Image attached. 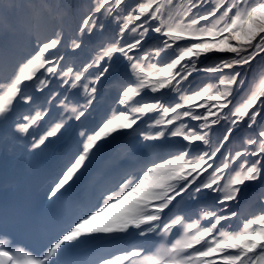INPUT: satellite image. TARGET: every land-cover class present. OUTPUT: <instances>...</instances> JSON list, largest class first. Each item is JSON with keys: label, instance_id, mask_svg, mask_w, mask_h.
Returning <instances> with one entry per match:
<instances>
[{"label": "snow or ice", "instance_id": "obj_1", "mask_svg": "<svg viewBox=\"0 0 264 264\" xmlns=\"http://www.w3.org/2000/svg\"><path fill=\"white\" fill-rule=\"evenodd\" d=\"M74 131L39 222L0 200V264H264V0H0V144Z\"/></svg>", "mask_w": 264, "mask_h": 264}, {"label": "bare ground", "instance_id": "obj_2", "mask_svg": "<svg viewBox=\"0 0 264 264\" xmlns=\"http://www.w3.org/2000/svg\"><path fill=\"white\" fill-rule=\"evenodd\" d=\"M95 127V120H93V121H90L89 122V124H88V128L89 129H91V128H94ZM39 132V131H38ZM78 136V135H77ZM77 136L73 139V141L72 142H67V140H66V137L63 139V141H61V142H64V145L66 146V149H68L69 150V152L65 155V153H62V154H60L59 155V159H60V161L59 162H56V161H53V163H52V166L54 167V166H56V165H60L59 167H60V170H59V174H60V171H61V168L63 167V165L65 164V163H67V161L69 160V159H71L72 158V155H73V153L75 152V148H76V138H77ZM61 142H59L57 145H59ZM16 147V146H15ZM119 149H121V147L119 148ZM119 149H115L116 151H118V156H119ZM12 149H10V150H8L9 152L11 151ZM55 150H57L56 148L55 149H52V151H55ZM8 151H6V152H8ZM19 152H21V151H19ZM13 159V156L11 157V160ZM53 160H54V157H53ZM108 163H110V160H107V162L105 163V164H103V165H101V164H98V167H102V166H105L106 164H108ZM13 164L14 165H16L17 166V169L16 170H18L19 172H25L24 170H25V168H24V164H23V161H22V157H20V156H15L14 157V161H13ZM7 167H6V165L5 164H2V173L0 174V177L2 178V180L4 179H7V181H9L10 179H12V177H13V175L11 174V173H7ZM24 174V173H23ZM52 183V182H51ZM50 183V184H51ZM49 184V185H50ZM48 185V186H49ZM48 186H47V188H48ZM47 188L45 189V191L47 190ZM42 188L41 187H39L38 188V191H40ZM3 193V192H2ZM4 195V194H3ZM4 197H5V195H4Z\"/></svg>", "mask_w": 264, "mask_h": 264}, {"label": "rangeland", "instance_id": "obj_3", "mask_svg": "<svg viewBox=\"0 0 264 264\" xmlns=\"http://www.w3.org/2000/svg\"><path fill=\"white\" fill-rule=\"evenodd\" d=\"M256 190H258L259 191V194H261L262 193V189L261 188H256ZM250 195H253V190L251 191V194Z\"/></svg>", "mask_w": 264, "mask_h": 264}]
</instances>
